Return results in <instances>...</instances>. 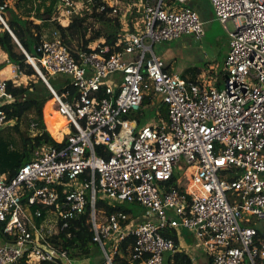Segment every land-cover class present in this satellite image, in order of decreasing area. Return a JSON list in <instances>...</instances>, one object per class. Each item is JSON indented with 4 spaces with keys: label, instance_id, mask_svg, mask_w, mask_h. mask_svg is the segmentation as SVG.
<instances>
[{
    "label": "built area",
    "instance_id": "2783aa9c",
    "mask_svg": "<svg viewBox=\"0 0 264 264\" xmlns=\"http://www.w3.org/2000/svg\"><path fill=\"white\" fill-rule=\"evenodd\" d=\"M96 1L58 0L51 21L67 26ZM122 1L102 0L106 5L97 11L108 5L114 16L121 14L123 51L108 56L109 48L95 42L92 50L73 55L54 30L39 44L37 57L25 52L69 124L60 140L54 138L60 146L36 150L11 177L0 172V225L14 238L0 239V264H21L25 256L28 264L73 263L49 239L89 205L93 241L107 264L130 237L136 239L134 260L166 264L165 254L176 251L162 234L166 229L191 232L212 264H245L246 257L264 264V239L257 242L258 231L250 225L255 221L264 231V0H209L230 38L225 90L216 87L217 80L197 84L169 72L155 53L156 45L183 35L204 38L197 12L177 6L188 0H139L132 6ZM13 2L0 4L4 27L1 13ZM135 53L134 60L127 58ZM14 74L15 85L25 83L19 67ZM60 76L65 78L58 92L51 77ZM7 89L8 81L0 79V130L7 123L1 107L13 102ZM152 94V105H166V118L140 127L130 116ZM97 147L110 156L98 155ZM59 189L66 192L62 201ZM229 193L241 202H232ZM99 194L100 200L136 203L147 215L138 223L128 222L123 212L106 215L96 208ZM42 209L49 211L38 224ZM106 241L113 243L110 250Z\"/></svg>",
    "mask_w": 264,
    "mask_h": 264
},
{
    "label": "trees",
    "instance_id": "16d2710c",
    "mask_svg": "<svg viewBox=\"0 0 264 264\" xmlns=\"http://www.w3.org/2000/svg\"><path fill=\"white\" fill-rule=\"evenodd\" d=\"M75 1L78 2L85 0ZM123 1L125 2V5L132 6L139 0ZM4 2L5 0H0V4H3ZM29 3H31V0H17L16 2V7L21 9L22 13L26 12L25 14L27 15L16 13L11 7L1 13L11 32H9L0 23V48L7 55L10 63L19 67V69L25 75L27 74L29 76H35L36 78L28 85L21 84L19 86L15 85L12 81H8L7 91L8 93L12 94L13 102L1 107L6 116V122L14 121L18 123L29 113L36 112L41 123H43L44 115L46 121L47 114L49 111H52L51 106L54 102V100H52L53 97L50 90L40 78V76L36 73L32 65L29 63L26 55L21 50L20 46L16 43L11 33L17 38L20 45L31 57H37V48L44 38V30L47 27L46 22L51 21L52 16L58 12V0H52L49 5L44 6L43 11L41 10L42 12L41 14H38L37 19H35V16H32V14L34 13L31 11L32 8H28ZM102 3V0H97L96 6L92 7L91 12L85 11L83 13V16H75L72 22L67 26L56 23V30L59 31L64 45L73 55H76L77 51L79 50H92L91 46L95 42H100L101 46H107L109 48V52L107 54L108 56L123 51L124 44L120 41L123 34L121 14L119 13L117 16H114L112 8H110L108 5L106 6L105 11L98 12L97 7ZM7 12L9 14V17H6ZM132 14L138 18L142 16L137 12L136 9L132 11ZM45 15L49 18H45ZM38 21L41 22L39 23ZM203 70L204 69H200L197 67L191 68L185 72L183 77L189 82L198 84L201 82L198 80V77L203 73ZM212 73L213 72L210 71L209 75H212ZM188 76H193L195 79L188 80ZM154 99V94H152L151 96H147L143 101L141 110L137 114L130 117L133 119H138V117L144 114L147 106L152 105V101ZM160 110L162 112H165V115L159 116L166 118V109L160 108ZM23 143V157L19 160L18 164L11 169L10 173L7 174V176L11 177L13 173L18 171L22 165L31 161L36 150L44 148L46 146H60L56 143L54 138L51 136L50 131L48 129L46 130V128H44V130L37 136L24 139ZM96 150L98 155L105 157L110 156V154H106V152L103 151L102 147H97ZM10 159L11 158L8 159L7 156V160L10 166L17 163L15 157L13 160ZM59 190L61 194L60 201H62V197L66 194V192H64L62 189ZM125 205V203L117 204L115 202L107 201L106 199H101L96 203V208L97 210L104 211L106 215L123 212L127 216H130L128 222L138 223L139 221H142V218H140L139 216H135L134 211L130 208H126ZM134 205L140 207L136 203H134ZM42 211L43 217L36 221L38 224L43 222V220L46 218L49 209H42ZM90 214L91 207L89 205L86 209L85 214L80 216V218L72 221L67 229L59 232L57 235L52 236L49 239L50 244L59 252L66 253L68 259L71 261L77 262L91 259L93 261V264H107V260L104 257L103 251L100 248L99 244L93 241L92 225L89 221ZM250 225L255 226L258 231L257 242L262 241L264 239V231L261 226L255 221L251 222ZM5 226V223L0 225V239L4 242H11L14 240V238L5 234ZM162 234L164 235V237L173 240L177 247L179 242V235L176 230L166 229L162 232ZM135 244L136 239L134 237H130L124 241H121L119 243L118 252L112 256V264H142L141 261L133 259ZM257 245H259V243H257ZM112 246L113 243L111 242L110 249L112 248ZM108 248L109 247H107V249ZM28 259V256H25L21 264H28ZM171 262L174 264H192V261L188 258V256L182 253H174L171 258ZM39 264L62 263L42 262Z\"/></svg>",
    "mask_w": 264,
    "mask_h": 264
},
{
    "label": "rangeland",
    "instance_id": "374dc122",
    "mask_svg": "<svg viewBox=\"0 0 264 264\" xmlns=\"http://www.w3.org/2000/svg\"><path fill=\"white\" fill-rule=\"evenodd\" d=\"M122 1V0H116V2ZM15 0L11 8L19 14H25L26 12L22 13V10L16 7ZM52 2V0H31V3H29L28 8H32V16H35V19L38 18V14H41V12L44 9V6L49 5ZM81 3V1H79ZM123 2V1H122ZM77 3V4H80ZM36 5V6H35ZM177 6L180 8H189L195 12H197L201 18V20L204 21V31H205V38H203L202 43L200 44L202 46V49L200 51H193L197 56L201 55L205 58L207 55L213 54V58L211 60L214 61L213 67L216 69V79H217V87L220 88V90H225L226 88V74H225V60L228 55V49H229V34L227 30L224 28V26L218 21L214 8L210 4L209 0H188L185 4H179L177 3ZM37 9V10H36ZM42 10V11H41ZM27 15V14H25ZM6 17H9L8 12L6 13ZM45 18H49L45 15ZM33 20V19H31ZM53 21V20H52ZM48 21L47 27L44 30V37H50L52 32L56 30V22ZM6 22V21H5ZM36 22V21H33ZM228 28L229 31L233 32L235 31V26L232 21L228 22ZM180 39V38H179ZM180 40H175L173 43H170V46H181L182 44L179 43ZM183 43V40H182ZM138 53H135L133 55H130L127 57L130 60H134L137 57ZM173 57V56H170ZM188 57V54L185 55V58ZM65 77H51V83L55 87V89L60 92L62 90V85H60V81L64 80ZM35 76H29L26 74V78H21L24 85L30 84L31 81H33ZM51 101V100H50ZM48 103V102H47ZM54 104V102H53ZM53 104L51 106L52 111H49L47 114V118L45 121V115L43 119V123H41L39 117L37 116L36 112L33 114L28 115L25 119L23 118L20 122H14L10 121L7 122L4 127L0 130V172L9 174L11 169L16 166L19 162V160L23 157V146H24V139L34 136L32 132L30 131V121H35L40 129V133L43 131V128H46L50 131L53 138L60 140L63 133L66 131L67 122L63 120L57 110L53 109ZM160 108L166 109V105L161 103L160 101L156 102L154 105L147 106L144 114L142 116L138 117L139 126L149 125L150 123L154 122L155 124H158L160 122L159 115H165V112H162ZM54 110V111H53ZM44 126V127H43ZM48 127V128H47ZM36 136V135H35ZM22 145V146H21ZM21 147V151H16ZM16 148V149H13ZM7 153V155H6ZM11 158L10 160H13L14 157L17 160V163L15 165H11L8 163L7 160ZM11 162V161H10ZM101 195L99 194L98 200H100ZM229 199L234 202L235 200L240 203V198L238 199L237 196L234 193H229ZM108 201V200H107ZM126 208H130L134 211L135 216H139L140 218L146 217L147 212L144 208L138 207L134 204L125 203ZM55 217L51 215V213L48 214V220L50 218L51 222L55 221ZM178 220V218H177ZM106 246L110 249L111 242L106 241ZM202 254L207 256L209 258V254L201 250ZM198 263L196 264H203L200 260H197ZM77 263V262H76ZM75 263V264H76ZM245 264H251L248 257H246V263Z\"/></svg>",
    "mask_w": 264,
    "mask_h": 264
},
{
    "label": "crops",
    "instance_id": "0c3cea01",
    "mask_svg": "<svg viewBox=\"0 0 264 264\" xmlns=\"http://www.w3.org/2000/svg\"><path fill=\"white\" fill-rule=\"evenodd\" d=\"M38 22L40 23V21ZM201 22L203 23V27H204V21L201 20ZM178 40H180L179 43L182 44L181 46L172 47L170 46L171 42L160 43L155 46V53L158 56L162 57L167 62L168 71L171 73H178V74L184 75L187 70L197 67L200 69H204L203 73L198 77L199 81H207V82H210V84L214 83V81L217 79L215 77L216 69L213 67L214 61L211 60V58H213V54L207 55L204 58L201 55L197 56L195 53H193V51L195 50L200 51L202 49V46L200 44L202 43L203 38L198 39L194 35H183ZM182 40H183V43H182ZM187 54H188V57L185 58V55ZM170 56H173V57H170ZM16 68L17 66L9 62L7 55L0 48V79L7 80V81L15 80L16 74H14V70ZM210 71L213 72L212 75H209ZM192 79H195V78L193 76H188V80H192ZM54 104H55V101H54ZM54 104H53V109L57 110ZM33 113L34 112L29 113L28 115L33 114ZM27 116H25L24 119ZM32 122L34 123L36 122L32 120L30 121V131L32 132V134H34V136H31V137H35V135L37 136L38 134H40V129H39L38 124L36 123L38 126V129L36 131H33L31 129ZM13 149H16V148H13ZM16 150H20V147ZM178 235H179V242L176 247V251L174 253H182L188 256V258L192 261V264L198 263L197 260H200L203 264H211L210 256L208 258L204 254H202L203 252L201 251V248L198 247V245L196 244L195 238L191 232L185 229H180L178 231ZM174 253L165 254L164 260L166 264H174L171 262V258ZM75 263L76 262L73 261V263L71 264H75ZM76 264H93V261L91 259H88L84 261H77Z\"/></svg>",
    "mask_w": 264,
    "mask_h": 264
},
{
    "label": "bare ground",
    "instance_id": "6f19581e",
    "mask_svg": "<svg viewBox=\"0 0 264 264\" xmlns=\"http://www.w3.org/2000/svg\"><path fill=\"white\" fill-rule=\"evenodd\" d=\"M160 99H161V98H160ZM54 101H55L54 106L57 108V102H56V100H54ZM57 112H58L59 116H60L63 120H65V121L67 122V125H68V124H69L68 119H67L66 117L61 116L60 113H59V111H58V109H57ZM31 129H32L33 131H36V130L38 129L37 124L34 123V122H32V123H31ZM190 171H191V170H190ZM190 171L187 173V175H186V177H185V180H184V183H183V186L186 187V188H188V186H189V176H190Z\"/></svg>",
    "mask_w": 264,
    "mask_h": 264
},
{
    "label": "water",
    "instance_id": "95a60500",
    "mask_svg": "<svg viewBox=\"0 0 264 264\" xmlns=\"http://www.w3.org/2000/svg\"><path fill=\"white\" fill-rule=\"evenodd\" d=\"M6 26V25H5ZM6 29L7 28H9L8 27V25H7V27H5ZM8 30V29H7ZM11 35L13 36V38L15 39V41H16V43L20 46V48H21V50L24 52V54H26L25 52V50L23 49V47L20 45V43H19V41L17 40V38L11 33ZM31 65H32V67L34 68V70L36 71V73L40 76V78L43 80V78H42V76H41V73H40V71H39V69H38V67L36 66V65H34V64H32V63H30ZM43 82H44V80H43ZM45 83V82H44Z\"/></svg>",
    "mask_w": 264,
    "mask_h": 264
}]
</instances>
